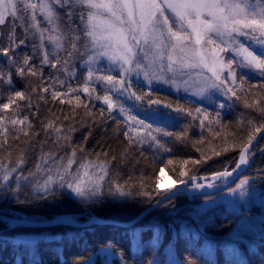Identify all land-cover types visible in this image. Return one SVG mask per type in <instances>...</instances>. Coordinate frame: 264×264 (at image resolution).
<instances>
[{
  "label": "snow or ice",
  "instance_id": "snow-or-ice-1",
  "mask_svg": "<svg viewBox=\"0 0 264 264\" xmlns=\"http://www.w3.org/2000/svg\"><path fill=\"white\" fill-rule=\"evenodd\" d=\"M77 20L79 24L74 22ZM29 43L33 55L21 56L20 50ZM37 53L39 67L34 62ZM77 59L86 67L83 85L61 92L57 86L64 85L65 81L45 79L44 66L73 76ZM102 60L108 62L107 72L99 67ZM0 61V101H3L0 102V190L10 189L13 195L28 184L33 192L45 195L56 185L85 199L104 194L112 167L108 154L104 153V159L99 154L95 159L82 158L83 147L71 144V133L76 130L73 126H66L59 117L52 116L38 121L40 129L37 130L30 119V115L39 114L40 103L47 104L49 98L65 103L63 97L72 96L67 103L87 109L88 105L80 98L81 93H87L89 100L94 96L95 100L103 101L109 116L113 112L121 114L128 148L147 145L153 150L154 158L160 159L162 166L155 174L152 187L141 181L137 194L151 197L155 193L170 199L168 194L173 193L177 182L165 184L163 177L165 168L174 161L171 158L165 161L163 157L171 156L173 148L161 136L184 143L189 139L187 126L184 131L172 132L154 127L147 119L158 118L159 109L166 108L193 120L199 119L201 129L207 127L209 133L219 137L222 133L213 132L211 125L220 124V112L215 113V119H210L212 114L204 107L192 109L152 99L148 93L137 95L131 87L133 75L143 76L149 85L153 81L171 84L177 91L181 87L189 91L190 85L195 84L194 95L201 97L216 90L229 101H240L246 109L258 114L259 123L255 118L247 119L244 142L222 149L223 152L239 149L235 167L213 173V182L207 183L208 187H214V181L230 177L242 165H248L255 155L257 137L264 132V92L253 91L264 89V0H0ZM250 77L257 83H250ZM97 84L102 86L103 95L96 91ZM238 91L243 95H238ZM125 97L146 100L150 109L156 106V110H150L145 113L146 119H141L122 102ZM209 102H214L211 97ZM225 106L218 105L220 109ZM33 107L35 113L24 114V109ZM103 112L101 109V117ZM68 119L64 116V120ZM72 119H75L74 110ZM238 123L243 126L245 121L241 118ZM41 133L45 142L51 139L53 149L45 151V144L36 140ZM227 135L224 133L225 142ZM194 143H203V139ZM34 145L39 147V155L34 170L25 174L28 154ZM65 148L68 150L61 155L59 150ZM219 155L221 152L211 149V155L202 152L200 159L183 160L178 182L186 185L189 180L197 179L190 175L189 164H208ZM249 181L247 176L240 178L228 191L240 197L249 196ZM205 186V183L192 184L193 188ZM108 191L120 196L133 194L132 188L118 180L109 183ZM261 196L264 203V193ZM0 199L6 202V197L0 196ZM241 214L248 216L249 210ZM252 255L245 249L244 258L238 264H251ZM172 264L194 262L175 260Z\"/></svg>",
  "mask_w": 264,
  "mask_h": 264
},
{
  "label": "trees",
  "instance_id": "trees-1",
  "mask_svg": "<svg viewBox=\"0 0 264 264\" xmlns=\"http://www.w3.org/2000/svg\"><path fill=\"white\" fill-rule=\"evenodd\" d=\"M74 22L79 24L78 20ZM20 31L18 28V34ZM24 53L33 55L31 43L27 47H22L19 52L21 56ZM38 55L35 54L34 62L39 67ZM73 67L75 74L68 76L44 66L45 79L53 77L65 81L64 85L57 86V90L61 92H66L68 87L77 88L83 85L86 69L79 59L74 62ZM250 83L256 84L257 80L250 77ZM94 86L96 91L103 95L102 86L98 84ZM16 87L20 89L21 85L17 83ZM131 87L137 95L148 93L152 99H160L165 103L171 102L192 109L207 108L212 114L210 119H215V113L220 112V124L211 125L213 132L222 133L219 137L209 133L207 127L201 129L199 119L193 120L190 116L175 113L170 109H159L158 118L147 119V122L152 123L154 127L172 132L184 131L187 126L189 139L184 143L175 141L172 137L161 136L162 140L173 148V154L165 155L163 159L166 161L171 158L174 161L173 165L165 169L176 181H179L178 174L183 167V160L200 159L202 152L211 155V149L221 152V155L214 157L208 164L195 166L189 164L187 168L191 169L190 175L210 176L224 168L231 170L238 161L239 149H230L227 152H223L222 149L229 144L245 141L248 118H255L258 123L260 122L258 114L246 109L240 101L226 100L222 102L226 105L225 108L220 109L218 106L200 103L170 89L160 87L149 89L135 81L131 82ZM253 91L264 92V89L256 88ZM238 95L243 93L238 91ZM87 97V93L80 94L81 100L88 105L87 109L76 108L74 103H67L68 100L73 99L72 96L63 97L65 103H61L59 99L52 101L49 98L47 104L40 103L39 114L30 115V119L36 124L37 130L40 129L38 121L52 116L59 117L66 126H73L76 130L71 133V144L83 147L84 152L80 154L82 158L87 156L95 159L96 154H99L100 159H104V153L108 154L112 167L111 175L105 181L104 194L85 199L77 197L67 188L56 185L45 195L33 192L31 185L28 184L22 186V190L15 195L10 189L7 192L0 190V196L6 197V202L0 199V209L18 210L30 217L49 218L58 214L74 213L83 215L81 218L85 219V214L91 213L99 217L128 221L162 198L155 193L151 197L137 194L141 181L152 187L155 174L162 166L160 159L154 158L153 150L147 145L142 148L135 145L128 148V142L123 135L126 127L121 114L113 112L109 116L103 101L95 100L94 96L91 100ZM127 99L125 97L123 102L126 101L130 107L135 108L136 115L141 119H146L145 113L156 110V106H151L150 109L146 100ZM249 99L251 100V96ZM33 103H37L35 98ZM229 104L232 105L230 108ZM101 109L104 110L103 117L100 115ZM73 110L75 119H72ZM35 112V107L24 109V114ZM89 112L92 115H88ZM165 113L167 115H164ZM66 115L69 117L68 120H64ZM241 118L245 121L243 126L238 123ZM224 133L228 134L227 142ZM202 139L203 143H194ZM36 140L45 144V151L54 147L51 139L45 142L43 133ZM33 148L34 150L28 154L25 174L34 170L39 155V147L34 145ZM197 148L201 149V152L196 151ZM125 149H127L126 156ZM67 150L60 149L59 152L62 155ZM253 151L255 155L250 159L246 172L240 178L249 177V188L259 189L261 194L264 193V137L255 145ZM112 156L116 159L112 160ZM239 179L230 187H234ZM113 180H118L122 185L126 184L132 188L133 194L131 196L110 194L108 186ZM32 183H35V178ZM215 195L218 194L173 196L131 226L94 223L86 226L63 224L44 228L19 226L8 229V225L0 219V264H21V261L23 264H35V262L148 264L149 261L152 264L157 262L172 264L175 260H187L194 264H238L244 258L245 249L253 254L251 264H264V203L253 200L248 204L240 203L237 210L225 203L211 205L205 203ZM243 210H249V215L243 216L241 214ZM253 212L255 214H252ZM242 218L253 219L255 227L232 237L229 233ZM201 233L204 235L201 236Z\"/></svg>",
  "mask_w": 264,
  "mask_h": 264
},
{
  "label": "water",
  "instance_id": "water-1",
  "mask_svg": "<svg viewBox=\"0 0 264 264\" xmlns=\"http://www.w3.org/2000/svg\"><path fill=\"white\" fill-rule=\"evenodd\" d=\"M264 137V132H262L258 137L257 141L255 142V145L260 141V139ZM250 163V162H249ZM249 165V164H248ZM248 165H242L236 172L233 173L232 176L227 178H220L216 181H214L215 186L214 187H208L207 183L213 182L211 180V176H194L197 179L196 180H189L188 183L180 184L177 183V187L173 189V193L168 194L171 197L176 195H201V194H214L221 191L226 190L229 188L232 184H234L243 173L246 172ZM231 171V170H229ZM205 177L208 178L207 181H205ZM193 183H205V187L203 188H193ZM168 198H165L164 196L160 198L157 202L147 207L145 210H143L140 214H138L136 217H134L131 220L128 221H120L116 219H110V218H104L94 215L91 220H81L80 217L81 214H74V213H65V214H58L54 215L52 217L46 218V219H27L21 217L18 213L8 212L4 209H0V219L3 220L7 225L8 229L15 228L19 226L24 227H31V228H44V227H54L57 225H72V226H86L94 223H101V224H115L119 226H131L137 223L139 220H141L144 216H146L150 211L155 209L157 206L162 204L164 201H166ZM20 215V216H19Z\"/></svg>",
  "mask_w": 264,
  "mask_h": 264
},
{
  "label": "rangeland",
  "instance_id": "rangeland-1",
  "mask_svg": "<svg viewBox=\"0 0 264 264\" xmlns=\"http://www.w3.org/2000/svg\"><path fill=\"white\" fill-rule=\"evenodd\" d=\"M49 48V52L51 53V46H48ZM100 68L104 69L105 71H108L109 65L108 62L106 60H102L100 65ZM84 68L86 69V67L84 66ZM114 68V66H113ZM75 70V69H74ZM113 74H115V72H113ZM132 81L137 82L138 84L144 85L145 87L150 88H154V87H160V88H165V89H170L176 93L179 94H184L188 97H190L191 99L198 101L200 103H204L207 105H215L218 106L220 103L228 100L227 97H223L218 91L216 90H211L210 93L206 94L205 96L201 97V96H196L194 95V90L196 85L195 84H191L190 85V90L189 91H185L183 87L180 88L179 91L176 90V88L171 85V84H165L162 81H153V83L151 85H149L147 83V81L144 80L143 76H139L137 77L136 75L132 76ZM209 97H211V100L214 101L213 103L209 102ZM127 100H131V99H127ZM123 102V101H122ZM127 107H129L130 109H132V114L136 115V111L135 108L130 107L129 103L126 101L123 102ZM174 180L171 175L167 172V170L165 169V176L163 177V182L165 184H170L172 183ZM177 183H179L178 181H176ZM71 191V190H70ZM253 191L255 192V195H252ZM218 192V193H214V194H218L215 195V197H211L210 199L206 200L205 203L206 204H217V203H225L226 205H228L229 207H234L236 210L239 208V204H248L249 201H256V202H262V196L260 194V190L257 188H249V196H245V197H240L238 193H230L229 191H226L224 193ZM74 194V193H73ZM163 197V196H162ZM202 208V206L200 207ZM7 211V210H6ZM20 216V215H19ZM22 217V216H21ZM30 219H42V218H37V217H29ZM46 218V217H43ZM81 220H91L92 219V214L89 213L87 217H85V219L80 218ZM253 219L251 220V218L249 219H241L239 221V223L237 224V226L229 233L232 237L238 236L240 234H242V231L245 230H249L252 227H255V225L253 224Z\"/></svg>",
  "mask_w": 264,
  "mask_h": 264
}]
</instances>
